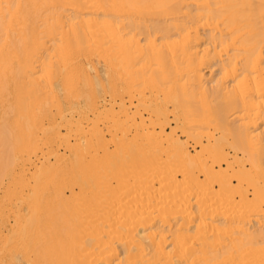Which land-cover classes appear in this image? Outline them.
<instances>
[{"label":"bare ground","instance_id":"bare-ground-1","mask_svg":"<svg viewBox=\"0 0 264 264\" xmlns=\"http://www.w3.org/2000/svg\"><path fill=\"white\" fill-rule=\"evenodd\" d=\"M0 264H264V0H0Z\"/></svg>","mask_w":264,"mask_h":264},{"label":"rangeland","instance_id":"rangeland-1","mask_svg":"<svg viewBox=\"0 0 264 264\" xmlns=\"http://www.w3.org/2000/svg\"><path fill=\"white\" fill-rule=\"evenodd\" d=\"M213 72H214V71H211V73H210V72H208V74H207V75H208V77H209V78H211L213 75L217 74V73H216V71H215L214 73H213Z\"/></svg>","mask_w":264,"mask_h":264}]
</instances>
